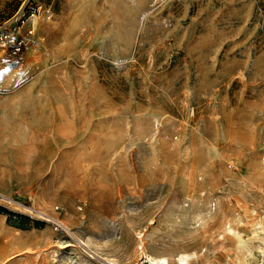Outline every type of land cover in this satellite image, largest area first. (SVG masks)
Here are the masks:
<instances>
[{"label": "rangeland", "instance_id": "1", "mask_svg": "<svg viewBox=\"0 0 264 264\" xmlns=\"http://www.w3.org/2000/svg\"><path fill=\"white\" fill-rule=\"evenodd\" d=\"M0 30V264H264V0H0Z\"/></svg>", "mask_w": 264, "mask_h": 264}, {"label": "built area", "instance_id": "2", "mask_svg": "<svg viewBox=\"0 0 264 264\" xmlns=\"http://www.w3.org/2000/svg\"><path fill=\"white\" fill-rule=\"evenodd\" d=\"M30 31V30H29ZM0 47L7 50L14 56L16 60L22 59V53L24 50V39L19 35H14L9 31L0 30ZM132 264H154L144 253H140L136 261ZM157 264H168L164 262H158Z\"/></svg>", "mask_w": 264, "mask_h": 264}, {"label": "bare ground", "instance_id": "3", "mask_svg": "<svg viewBox=\"0 0 264 264\" xmlns=\"http://www.w3.org/2000/svg\"><path fill=\"white\" fill-rule=\"evenodd\" d=\"M227 230H232L231 227H227ZM233 232V231H232ZM6 233V232H5ZM220 235H222V233H219ZM227 235V234H226ZM6 236H8V232L6 234ZM9 237V236H8ZM224 237V236H223ZM10 239V238H9ZM8 239V240H9ZM7 240V239H6ZM7 240V241H8ZM239 240V239H238ZM7 241H4V243H0V256H4V254L6 253L7 251V246H6V242ZM240 241V240H239ZM143 250H141L140 252L142 253ZM145 253V255L147 256V258L150 260L151 263H154V264H157L158 262H164V263H168V257L167 255H155L154 253H151L149 251H145L143 252ZM173 255V254H172ZM195 256V255H194ZM191 254H188L187 252H179V253H175L173 256L174 258V262L175 264H189V260H191L193 257H194ZM112 264H117V263H113V262H110Z\"/></svg>", "mask_w": 264, "mask_h": 264}, {"label": "trees", "instance_id": "4", "mask_svg": "<svg viewBox=\"0 0 264 264\" xmlns=\"http://www.w3.org/2000/svg\"><path fill=\"white\" fill-rule=\"evenodd\" d=\"M0 212L7 215V222L10 223L11 225L18 226V227H24V225L22 224V219L27 218L25 215H22L18 212L8 210L1 206H0Z\"/></svg>", "mask_w": 264, "mask_h": 264}]
</instances>
